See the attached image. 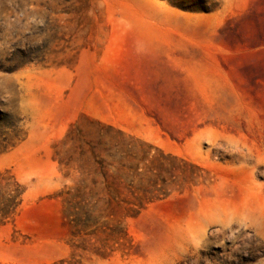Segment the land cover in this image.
<instances>
[{
  "label": "rangeland",
  "instance_id": "obj_1",
  "mask_svg": "<svg viewBox=\"0 0 264 264\" xmlns=\"http://www.w3.org/2000/svg\"><path fill=\"white\" fill-rule=\"evenodd\" d=\"M0 170V264H264V0H0Z\"/></svg>",
  "mask_w": 264,
  "mask_h": 264
},
{
  "label": "trees",
  "instance_id": "obj_2",
  "mask_svg": "<svg viewBox=\"0 0 264 264\" xmlns=\"http://www.w3.org/2000/svg\"><path fill=\"white\" fill-rule=\"evenodd\" d=\"M24 193L25 188L9 170H0V222L18 211L23 203ZM127 209L137 210L136 207H131V205Z\"/></svg>",
  "mask_w": 264,
  "mask_h": 264
},
{
  "label": "clouds",
  "instance_id": "obj_3",
  "mask_svg": "<svg viewBox=\"0 0 264 264\" xmlns=\"http://www.w3.org/2000/svg\"><path fill=\"white\" fill-rule=\"evenodd\" d=\"M244 221L249 231V240H254L257 245L264 243V217L246 214Z\"/></svg>",
  "mask_w": 264,
  "mask_h": 264
}]
</instances>
